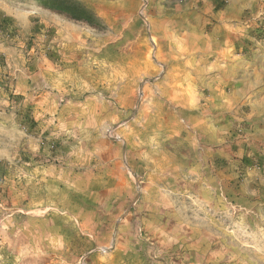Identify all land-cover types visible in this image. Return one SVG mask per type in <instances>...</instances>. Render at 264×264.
<instances>
[{"label": "rangeland", "instance_id": "obj_1", "mask_svg": "<svg viewBox=\"0 0 264 264\" xmlns=\"http://www.w3.org/2000/svg\"><path fill=\"white\" fill-rule=\"evenodd\" d=\"M256 92L264 0H0V264H264Z\"/></svg>", "mask_w": 264, "mask_h": 264}, {"label": "crops", "instance_id": "obj_2", "mask_svg": "<svg viewBox=\"0 0 264 264\" xmlns=\"http://www.w3.org/2000/svg\"><path fill=\"white\" fill-rule=\"evenodd\" d=\"M255 94H256V96H255L256 97V99H255V102H256L255 103L256 104L255 109L257 111L256 112V117H258L260 119V122H261V121H264V106H262L263 105L262 103H264V102H263V99H262V95L258 94L257 92ZM262 124L263 123H258V125H262ZM197 144L199 145V142Z\"/></svg>", "mask_w": 264, "mask_h": 264}]
</instances>
